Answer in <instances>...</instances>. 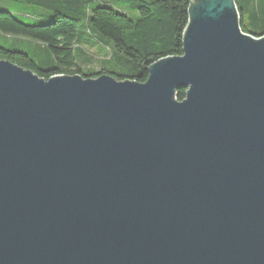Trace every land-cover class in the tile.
<instances>
[{
	"label": "water",
	"instance_id": "95a60500",
	"mask_svg": "<svg viewBox=\"0 0 264 264\" xmlns=\"http://www.w3.org/2000/svg\"><path fill=\"white\" fill-rule=\"evenodd\" d=\"M188 16L146 83L0 60V264H264V36Z\"/></svg>",
	"mask_w": 264,
	"mask_h": 264
},
{
	"label": "trees",
	"instance_id": "16d2710c",
	"mask_svg": "<svg viewBox=\"0 0 264 264\" xmlns=\"http://www.w3.org/2000/svg\"><path fill=\"white\" fill-rule=\"evenodd\" d=\"M14 1L51 10L54 18L48 23L27 25L18 17L0 11L1 38L30 40L44 53L43 58L35 60L27 54L0 47V60L10 61L44 80L54 76L110 75L117 81L146 83L148 69L153 64L167 57L183 56V34L193 0ZM235 3L242 31L257 39L263 37L264 0H235ZM124 6L137 14L135 18L123 11ZM81 27L92 37L86 31L81 32ZM80 40L97 48L107 46L113 53L111 61L100 71L85 75L80 63L90 60L85 55L88 53L77 46L82 45ZM115 63L121 66L120 71L111 67ZM186 92L184 88L179 89L176 99L183 102Z\"/></svg>",
	"mask_w": 264,
	"mask_h": 264
},
{
	"label": "rangeland",
	"instance_id": "374dc122",
	"mask_svg": "<svg viewBox=\"0 0 264 264\" xmlns=\"http://www.w3.org/2000/svg\"><path fill=\"white\" fill-rule=\"evenodd\" d=\"M0 11L18 17L23 23L27 25L48 23L54 18V13L51 10L40 8L34 5H29L26 3H19L14 0H0ZM123 11H125V13L132 18H135V16L137 15L135 13H132L127 6H124ZM84 31L88 33L86 28L81 27V32ZM88 34L89 37H92L90 33ZM83 37L87 39L85 36ZM80 42L82 43V45L77 46L88 53L85 55L86 58L90 60V62L87 63H80V66L85 75H89V71H93L94 73L100 71L106 66L105 63L108 64L111 61L113 53L107 46H101L99 44L100 48H97L96 45H91L86 41L80 40ZM0 47H6L8 50H11L13 52L27 54L35 60L40 57L43 58L44 56L43 49H41L37 43L21 37H7L6 39L0 37ZM111 67L117 71L121 70V66H119L117 63H115V65L112 64Z\"/></svg>",
	"mask_w": 264,
	"mask_h": 264
}]
</instances>
